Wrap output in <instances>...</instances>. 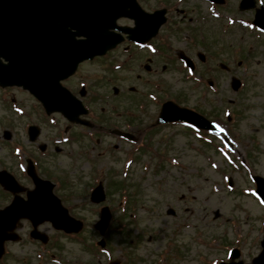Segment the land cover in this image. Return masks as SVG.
<instances>
[{"label":"rangeland","instance_id":"1","mask_svg":"<svg viewBox=\"0 0 264 264\" xmlns=\"http://www.w3.org/2000/svg\"><path fill=\"white\" fill-rule=\"evenodd\" d=\"M156 1L148 0L152 5ZM238 1L227 0L228 11L243 22L249 21L252 12L238 14ZM207 8L199 0H184L180 7L203 17ZM229 18L235 17L229 14ZM213 20L199 35V31H193L198 42L192 46L186 47L181 38L187 31L191 35L189 29L173 35L171 54L182 49L193 57L197 51L206 55L205 63L194 57L193 76L175 58L160 57L158 76L141 70L139 64L144 59L124 63L118 70L113 69L115 63L124 62L122 58L116 60L119 56L108 55L83 65L77 79L92 85L100 98L93 117L109 129L114 125L124 128L125 121H132L127 130L134 129L138 135L134 141H121L110 132L101 133L103 129L86 130L94 132L91 137L84 135L64 144L59 152L51 149V155L42 159L44 170L40 176L59 180L55 192L69 213L83 222L81 231L75 236L65 235L49 223H41L38 229L48 236L42 245L29 237L31 227L22 221L17 231L20 240L7 244L0 264H217L229 260L226 256L233 245L239 249L235 261L251 264L261 250L263 235L264 208L248 190L254 186L252 175L264 177V37L236 20L223 33ZM203 34L206 38L200 41ZM219 63L228 70L221 69ZM139 73L141 78L136 77ZM231 77L242 82L239 90L231 89ZM207 78H211L212 87L207 85ZM114 86L119 90L116 95ZM130 86L136 89L130 91ZM146 92L153 93L155 100L176 98L179 105L218 117L216 131L209 133L213 145L202 144L178 125H152L159 102L146 97ZM100 106L105 112L99 111ZM28 111L14 113L10 104L0 101V136L6 128L11 137H1L0 165L17 162L12 149L18 146V139L23 151L34 150L24 130L34 118ZM224 112L231 114L229 119ZM65 122L60 115H53V120L41 123V139L64 136ZM145 126L152 131L149 147L144 144ZM69 129L79 131L74 125ZM16 178L30 184L22 175ZM98 181L106 193L101 205L89 200L88 191ZM125 199L128 208L124 212ZM9 200L0 189V207ZM104 204L113 209V218L99 235L93 225ZM101 236L105 246L98 252L91 244Z\"/></svg>","mask_w":264,"mask_h":264},{"label":"water","instance_id":"2","mask_svg":"<svg viewBox=\"0 0 264 264\" xmlns=\"http://www.w3.org/2000/svg\"><path fill=\"white\" fill-rule=\"evenodd\" d=\"M131 0H0V56L7 58V64L0 65V84L22 83L36 94L43 93L45 82L50 84L52 102L50 109H57L70 118L81 111L80 102H74L66 92L59 91L60 78L74 71L77 63L93 54H103L118 39L109 31L114 20L122 15H131ZM242 8L253 6L252 0H242ZM129 9V10H128ZM264 22V16L257 15ZM160 12L148 17L150 31L136 32L139 41L146 40L160 24ZM71 29H74L72 31ZM141 30V28H139ZM84 39L75 40V36ZM30 42V43H29ZM33 42V45H32ZM233 88L238 82L233 79ZM42 91V92H41ZM44 103L47 105L46 101ZM185 109L177 108L173 103L163 105L159 121L183 119L203 126L197 120L200 117ZM183 113V116L179 114ZM197 118H193V117ZM72 120V118H70ZM75 119V118H74ZM205 127H208L205 125ZM35 128H31L33 138ZM34 179V178H33ZM36 188L27 193V200L14 197L12 203L0 210V255L6 239L15 240L10 233L20 218H29L34 225L50 220L56 227H69L76 221L68 217L66 210L60 207L58 200L51 194V185L47 181L34 179ZM0 182L12 192L21 190L7 173L0 172ZM257 192L264 200V182L257 179ZM95 200L103 198L102 189L94 192ZM109 215L103 212L96 227L102 232ZM79 224L75 226L77 230ZM34 237L45 241V236L33 232ZM264 247V239L261 243ZM255 264H264V248ZM240 264V263H238Z\"/></svg>","mask_w":264,"mask_h":264},{"label":"flooded vegetation","instance_id":"3","mask_svg":"<svg viewBox=\"0 0 264 264\" xmlns=\"http://www.w3.org/2000/svg\"><path fill=\"white\" fill-rule=\"evenodd\" d=\"M137 1H138L139 5L144 10H146L148 12L153 11L156 8H160V9L165 10L166 21H165L164 25L160 28V34H158V36L156 38L157 42H153V45H156V46L158 44L161 45L164 42V39H173V35L176 34L174 29L176 30V26L178 25L179 21L182 20V24L184 27H186L192 23L191 17H189V19L186 18L188 11L182 10V9H175V5H174L172 0H157L155 5H152V3L148 2V0H137ZM214 6H215V8H219L220 5L215 4ZM173 9H175V10H173ZM175 12L177 13V15L174 16ZM194 22H196V20H194ZM119 24L125 25V26H131V25H133V22H132V20H129V19H120ZM191 36H192V38H190V36L187 35V37H189L190 40L185 41L182 39L183 42H185L188 45H193L194 42H196V39H194L192 34H191ZM123 37H124V40L122 41V43L117 45L110 53L114 52L116 56H118L119 54L120 55L123 54V55L127 56L128 59L131 61H141L142 59H144V64H146V65L144 66V64H143L142 66L147 68V73L157 72V70H155L153 68V64L157 63L158 60H160V45H158L156 48L155 53H157V54L153 56L151 53L147 54L145 51H140L137 49V48H139L141 50H144V49H146L147 44L144 46H138L133 42L127 41L125 35H123ZM209 44H212V42H209ZM186 47H187V45H186ZM122 50H123V52H122ZM96 59L99 60L100 58L99 59L96 58ZM96 59H94V60H96ZM91 62H93V61H91ZM85 63H90V62H84V63H81L80 65H84ZM80 65H79V67H80ZM140 65H141V63H140ZM79 72H80V68L75 73V75H72V76H69V77L63 79L61 81V83L66 88H68V90L73 95L79 97L82 94L80 96L82 102L88 101V103H89L88 104V108H89L88 115H89L91 110H94L93 108L95 107V104L99 100V97L95 92L92 91L93 90L92 85L85 84L84 86H82V84L81 85L79 84V80L77 79ZM136 77L141 78V74L140 73L137 74ZM75 81H77V83ZM43 90H44L45 96L51 94L50 84L48 82H45V84L43 86ZM13 91L17 94V97L15 96ZM8 96H9V102L7 101ZM0 101L3 104L13 103V104H15V107L20 109L22 112L28 111V109H29V111L31 113V118H32V116L34 117L32 121H29L28 123L25 124L26 125L25 126V133H26V127H28V125H30V124H33V125L38 126L39 134H38V137L36 138V140L33 142H30L28 140L29 138H28V135L26 134V137H27L26 141L34 147V150L32 149L31 151L30 150L23 151L24 154H26L23 157L25 159H31L33 164H34L36 172L39 175H42L43 174L42 172L44 170L42 159L47 158L48 156L51 155V149L54 150L55 152H59L61 149V147L57 146V144L53 142L50 135L48 136L47 141L41 139L42 130H41L40 125H41V123H44L46 121V118L48 115L45 113L44 108L42 107L41 103L38 101L37 97L34 94L30 93L23 86L0 87ZM27 101H29L28 106L26 105ZM100 111L104 112V108L101 107ZM132 116H133V114L131 115V117ZM38 118L40 120L36 121ZM73 125L76 126L77 128L79 127V129H83V127L81 125L76 124V123L68 124V127L73 126ZM4 129H6V128H4ZM3 130H2V133L4 132ZM130 132L132 134H134L132 131H130ZM72 133H74V132H72ZM77 133L79 134L80 132L77 131ZM132 136H133V138H135L134 135H132ZM1 137L4 140L7 139L1 135L0 141H1ZM74 138L80 139L83 137H79L77 135L75 137L70 136L68 139L74 140ZM10 139H11V137L9 135L7 140H10ZM43 141H45V142H43ZM20 144H22V142H20V140L18 139L17 145H20ZM50 147H52V148H50ZM21 150H22V148H21ZM16 161L17 162H15L13 160L7 161L5 164L0 165V169H4V170L10 172L15 177L17 175H22L26 178L24 165L21 163V161L19 162V160H17V159H16ZM24 186L26 188L31 187L30 184L29 185L24 184ZM3 192L8 196V198L11 199L12 195L9 192H6V191H3ZM22 195H24V193H22ZM9 243H11V242H7V244H9Z\"/></svg>","mask_w":264,"mask_h":264},{"label":"bare ground","instance_id":"4","mask_svg":"<svg viewBox=\"0 0 264 264\" xmlns=\"http://www.w3.org/2000/svg\"><path fill=\"white\" fill-rule=\"evenodd\" d=\"M231 146H232V144H231ZM232 148H233V146H232Z\"/></svg>","mask_w":264,"mask_h":264}]
</instances>
